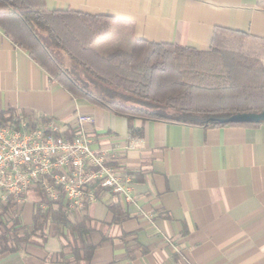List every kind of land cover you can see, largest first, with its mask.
<instances>
[{
	"label": "crops",
	"instance_id": "crops-1",
	"mask_svg": "<svg viewBox=\"0 0 264 264\" xmlns=\"http://www.w3.org/2000/svg\"><path fill=\"white\" fill-rule=\"evenodd\" d=\"M43 1L48 11L111 18L110 32L93 45L102 56L131 51L140 39L207 50L216 28L264 40V0ZM3 112L52 119L64 135L77 116H91V147L114 155L112 167L130 178L150 219L99 188L75 215L89 220L88 261L59 259L64 243L49 235L0 251V264H264V124L129 121L73 98L0 28ZM33 213L32 202L22 206L24 226Z\"/></svg>",
	"mask_w": 264,
	"mask_h": 264
},
{
	"label": "trees",
	"instance_id": "trees-1",
	"mask_svg": "<svg viewBox=\"0 0 264 264\" xmlns=\"http://www.w3.org/2000/svg\"><path fill=\"white\" fill-rule=\"evenodd\" d=\"M111 25L107 16L48 11L43 0H0L5 35L75 99L129 121L201 127L264 124L220 122L235 114L264 112V40L216 28L207 50L140 39L131 51L102 56L93 45ZM123 93L129 94L124 96L130 104L120 99ZM16 118L12 112L0 113V124ZM36 199L28 229L12 218L20 207L1 206L0 251H16L34 237L51 235L66 241L59 259L70 255L88 261L94 250L86 241L88 218L69 219L62 201L50 213H41L35 203L45 197L38 193Z\"/></svg>",
	"mask_w": 264,
	"mask_h": 264
},
{
	"label": "built area",
	"instance_id": "built-area-1",
	"mask_svg": "<svg viewBox=\"0 0 264 264\" xmlns=\"http://www.w3.org/2000/svg\"><path fill=\"white\" fill-rule=\"evenodd\" d=\"M92 123L91 116L79 115L68 135L52 119L30 121L17 116L15 123L0 124V208L8 203L21 208L29 197L36 202L41 193L45 197V203L37 204L41 213L62 201L65 214L73 219L96 201L95 190L100 188L150 219L139 207L130 178L112 167L114 155L91 147L85 128ZM21 212H14L12 218L21 221Z\"/></svg>",
	"mask_w": 264,
	"mask_h": 264
},
{
	"label": "water",
	"instance_id": "water-1",
	"mask_svg": "<svg viewBox=\"0 0 264 264\" xmlns=\"http://www.w3.org/2000/svg\"><path fill=\"white\" fill-rule=\"evenodd\" d=\"M222 123H257L264 122V112L260 113H242L230 116L227 119L220 120Z\"/></svg>",
	"mask_w": 264,
	"mask_h": 264
},
{
	"label": "rangeland",
	"instance_id": "rangeland-1",
	"mask_svg": "<svg viewBox=\"0 0 264 264\" xmlns=\"http://www.w3.org/2000/svg\"><path fill=\"white\" fill-rule=\"evenodd\" d=\"M65 62H66L67 65L70 64V61H69L68 59H66V58H65ZM124 95L129 96L128 93H123V96L121 95V96H120V99H122V100H127L126 103L130 104V102H129V101H131L130 98L125 97ZM131 104H132V103H131ZM35 198H36V197H35ZM29 200H30V202H32V204L34 205V203H33V201H32L33 199H31V197L28 198V201H29ZM36 200H37V199H36ZM41 202L45 203V201H41ZM37 204H38V202L35 203V205H36L35 207H37V206L40 205L41 203L38 204V205H37ZM33 207H34V206H33ZM37 208H38V207H37ZM20 210L22 211V206H21V209H20ZM38 210H39V209H38ZM51 210H52V209H51ZM51 210H48V211H46V212H49V213H50ZM21 213H22V212H21ZM42 213H44V212H42ZM21 222H22V221H21ZM21 222H20V225H19L20 228H22V229H28V228H29V227L24 226ZM34 238L37 239L36 237H34ZM55 238H58V237H55ZM38 239H40V238H38ZM61 240H62V242L65 244L66 241H65L63 238H61Z\"/></svg>",
	"mask_w": 264,
	"mask_h": 264
}]
</instances>
